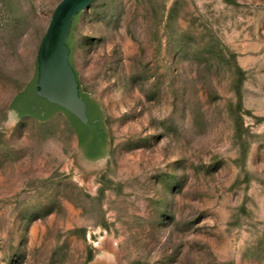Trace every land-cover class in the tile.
<instances>
[{
  "label": "rangeland",
  "instance_id": "374dc122",
  "mask_svg": "<svg viewBox=\"0 0 264 264\" xmlns=\"http://www.w3.org/2000/svg\"><path fill=\"white\" fill-rule=\"evenodd\" d=\"M61 0H0V264H264V0H96L70 62L109 146L9 106Z\"/></svg>",
  "mask_w": 264,
  "mask_h": 264
},
{
  "label": "water",
  "instance_id": "95a60500",
  "mask_svg": "<svg viewBox=\"0 0 264 264\" xmlns=\"http://www.w3.org/2000/svg\"><path fill=\"white\" fill-rule=\"evenodd\" d=\"M95 1L96 0H61L55 6L50 23L41 40L36 56L33 78L25 86L24 92L18 94L9 106V112H12L13 117L20 118V116L16 114L15 107H19L18 102L21 100L20 97L24 94L26 95V93H28V95L29 93H33L35 84V96L67 112L78 120L81 125L86 126L88 124L86 104L79 94V85L77 77L69 62L70 51L66 46V42L71 32L74 19L81 12L89 8ZM82 95L92 101L90 96L86 94ZM93 103L99 108L101 118L100 129L104 134L105 144L100 155L95 159H88L84 153L79 150L84 159L91 163L105 158L109 150V146L106 142L107 130L102 124L104 118L103 111L98 103ZM56 111L44 120H40L38 117L33 118L39 123H43L50 119ZM63 111L59 112L66 117L75 131L77 126L73 124L71 118Z\"/></svg>",
  "mask_w": 264,
  "mask_h": 264
},
{
  "label": "flooded vegetation",
  "instance_id": "af4514ba",
  "mask_svg": "<svg viewBox=\"0 0 264 264\" xmlns=\"http://www.w3.org/2000/svg\"><path fill=\"white\" fill-rule=\"evenodd\" d=\"M89 105L87 107L86 105V110L89 109L91 110L94 103L90 101L89 99L87 100ZM86 104V103H85ZM19 109H25L26 107H29V110L33 113V116L26 114L25 116L27 117H38V118H46L51 110V107L53 105L49 104L43 99L38 98L37 96L33 95L30 100H20L18 102ZM62 111V110H58ZM16 114L19 115V110H16ZM101 120L95 119L92 121L90 125L86 126H81L77 127L75 130V136L77 140V148L78 150L82 151L84 155L88 159H95L97 158L103 147L100 142V135H101Z\"/></svg>",
  "mask_w": 264,
  "mask_h": 264
},
{
  "label": "trees",
  "instance_id": "16d2710c",
  "mask_svg": "<svg viewBox=\"0 0 264 264\" xmlns=\"http://www.w3.org/2000/svg\"><path fill=\"white\" fill-rule=\"evenodd\" d=\"M72 27H73V24H72ZM71 30H72V28H71ZM66 46L68 47V49H69V51H70V56H71V47H70V45H69V37H68V40H67V42H66ZM70 56H69V62H70ZM70 65H71V62H70ZM72 67V66H71ZM36 81H37V78H36ZM35 84H34V87H33V93H29V95H28V93H26V95L24 94L22 97H20L21 98V100H23V101H25V100H30L31 99V97L33 96V95H35L34 94V92H35ZM79 94H80V96L83 98V100H84V102L86 103V105H87V107H88V105H89V103H88V99L85 97V96H83L81 93H80V91H79ZM14 108V107H13ZM20 107H15V109L16 110H19V116L21 117V116H25L26 114H29V115H31V116H33V113L29 110V107H26L25 109H19ZM56 110H62V109H59V108H57V107H55V106H52L51 107V110H50V112H49V114H48V116L46 117V118H39L40 120H44V119H47L48 117H50L51 116V114L54 112V111H56ZM63 111V110H62ZM64 113H66L70 118H71V120H72V122H73V124L75 125V126H77V127H81V126H83V125H81L80 123H79V121L78 120H76L74 117H72L70 114H68L67 112H65V111H63ZM86 116H87V118H88V125H90L91 123H92V121L93 120H95V119H99V120H101V118H100V112H99V108H98V106L94 103V105H93V107H92V109L91 110H89V109H87L86 110ZM104 141H105V137H104V134L102 133V131H101V135H100V142H101V145L103 146V144H104Z\"/></svg>",
  "mask_w": 264,
  "mask_h": 264
}]
</instances>
